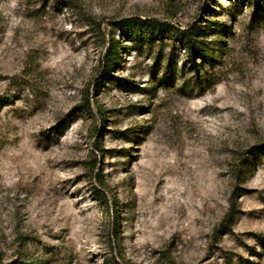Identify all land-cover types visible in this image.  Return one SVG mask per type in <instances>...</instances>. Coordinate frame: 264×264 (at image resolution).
I'll list each match as a JSON object with an SVG mask.
<instances>
[{
  "label": "rangeland",
  "instance_id": "374dc122",
  "mask_svg": "<svg viewBox=\"0 0 264 264\" xmlns=\"http://www.w3.org/2000/svg\"><path fill=\"white\" fill-rule=\"evenodd\" d=\"M0 264H264V0H0Z\"/></svg>",
  "mask_w": 264,
  "mask_h": 264
},
{
  "label": "trees",
  "instance_id": "16d2710c",
  "mask_svg": "<svg viewBox=\"0 0 264 264\" xmlns=\"http://www.w3.org/2000/svg\"><path fill=\"white\" fill-rule=\"evenodd\" d=\"M249 1L251 3L253 0H249ZM257 2L258 0H254V4H257ZM257 6L258 5H256V8H258ZM115 26L127 32V34L132 37H138V38L143 37L145 39L154 34L160 35L163 31H167L171 28L168 24L162 23L161 21H158L156 19L141 18L138 16L122 19L116 22ZM194 34H195L194 29H192L190 32L182 31L181 33L178 34V37L180 38L183 37L185 41L184 47L187 51L189 61L193 64H195V62L193 61V57L195 55H200L202 62L206 61L205 59L207 58L205 54L200 53L201 50L198 47H196L195 43L191 40V37ZM102 37H103L102 41L103 43L106 44V46L102 59V70H101L102 75L96 81V86L100 84L102 85L105 78L109 76L110 71L116 65L119 54L118 42L115 40V38L110 36V38H108V40L106 41L105 36ZM100 198L104 200L102 197ZM232 212L233 210H231V213Z\"/></svg>",
  "mask_w": 264,
  "mask_h": 264
}]
</instances>
